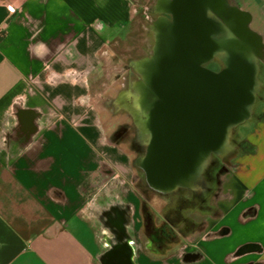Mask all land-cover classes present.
I'll return each instance as SVG.
<instances>
[{"label": "crops", "instance_id": "obj_1", "mask_svg": "<svg viewBox=\"0 0 264 264\" xmlns=\"http://www.w3.org/2000/svg\"><path fill=\"white\" fill-rule=\"evenodd\" d=\"M235 2L264 41V0ZM137 14L136 0H0V264H264V100L216 212L172 249L144 247L130 156L91 94Z\"/></svg>", "mask_w": 264, "mask_h": 264}, {"label": "flooded vegetation", "instance_id": "obj_2", "mask_svg": "<svg viewBox=\"0 0 264 264\" xmlns=\"http://www.w3.org/2000/svg\"><path fill=\"white\" fill-rule=\"evenodd\" d=\"M166 1L155 0L153 11L160 23L152 26L155 35L162 36L167 40H165V47L166 61L168 62L163 72L158 73L151 70L152 63L156 59L154 49L150 56L146 55L137 60H130L129 64L125 65V68L129 70L125 78L128 81V86L120 89L115 98L107 101L108 105L116 109L128 111L132 117L131 122L116 125L108 137L117 146L129 145L134 156L133 163L144 175V178H141L139 173L134 172L131 177L133 185L137 190H143L147 197H151L153 192L169 201L165 205L166 211L160 221L157 219V215L149 209L147 198L141 202L145 217L144 231L149 238L147 246L159 253L163 252L170 242L177 240L179 232L175 228L176 225L180 226L181 230L188 228L185 227L184 222L193 226V230L202 226V223H196L193 218H186L183 214L184 209L191 203L192 208L200 205L203 200L201 197L206 194L211 193L217 197L222 177L233 163L232 160L227 161L224 156L213 153L203 166L199 167L195 160H189V163L185 164V157L178 150L179 146L176 151H172L171 146L174 142L180 144L185 139L184 110L179 100L176 101L178 104L173 100L175 87L172 76L180 75L176 84V92L181 95L184 90V79L179 72L184 71L185 61H192L191 65L194 70L197 67H203L214 72L221 71L224 64L221 59L203 58L200 60L197 51L199 43L193 40L191 44L186 45L185 41L181 40L184 27L178 24L176 29L174 28L173 15L164 5ZM163 29H166L165 34ZM174 31L177 35L176 38L173 36ZM167 33L171 34V39ZM200 61L204 62L200 65ZM175 66L177 72H174ZM151 80L153 84H158L159 89L152 88ZM145 95L147 96L146 100L144 99ZM160 142L169 149L163 154L156 152L157 144ZM233 146L240 145L237 143ZM159 164H161L160 168ZM186 166H189L187 176H185ZM120 183V178L113 179V184ZM185 192H190L191 195L186 196ZM114 210V215L110 214L109 218L116 217V220L119 217L121 221L123 211H119L116 207Z\"/></svg>", "mask_w": 264, "mask_h": 264}, {"label": "water", "instance_id": "obj_3", "mask_svg": "<svg viewBox=\"0 0 264 264\" xmlns=\"http://www.w3.org/2000/svg\"><path fill=\"white\" fill-rule=\"evenodd\" d=\"M164 5L173 15L174 28L178 24L184 27L181 40L186 45L193 40L199 43L200 60L221 59L224 64L221 71L214 72L203 67L194 70L192 61H185L184 71H178L184 79L181 95L176 92L180 75L172 76L173 100L176 104L179 100L182 105L185 121V139L180 144L174 142L172 151L179 146L185 164L195 160L199 167L213 153L229 161L238 153V148L231 145L235 128L253 116L261 84L259 62H264L263 37L251 27V13L238 6L235 0H167ZM168 36L170 38L171 34ZM173 36L177 37L175 31ZM165 40L162 36L157 38L152 72L162 73L168 62ZM203 62L200 61V65ZM173 69L177 72L176 66ZM150 84H153L152 80ZM156 85L151 86L159 89ZM166 150L169 149L164 143L157 144V154ZM187 168L189 166L185 168V176L188 175Z\"/></svg>", "mask_w": 264, "mask_h": 264}, {"label": "rangeland", "instance_id": "obj_4", "mask_svg": "<svg viewBox=\"0 0 264 264\" xmlns=\"http://www.w3.org/2000/svg\"><path fill=\"white\" fill-rule=\"evenodd\" d=\"M154 3L155 0H136L138 14L134 22L127 33L122 34L119 39L114 40L109 47L106 48L107 54L102 57L99 67L100 75H97V78H94L93 80L94 83L91 94L101 110L102 120L108 130V135L116 125L132 121V117L128 111L120 108L116 109L115 107L108 105L107 101L111 98H115L120 89L128 86V81L125 78L127 77V72L129 70L125 68V65L129 64L130 60H137L146 55L150 56L153 49L156 51L155 42L157 41L158 36L152 31V26L156 24L158 25L160 21L153 11ZM259 64L260 70L258 78L261 84L258 88L257 99L253 107V116L235 128L231 140V145H237V143L240 145L236 146L238 148V153L244 145V137L251 129L254 120L257 118L258 109L264 100V62L260 61ZM121 147L122 150L130 156V165L133 172L139 173L140 177L144 178L141 170L133 163L134 156L130 151L129 145L123 144ZM137 194L140 202L147 198L149 201V209L157 215V219L160 221L166 211L165 205L169 202L168 199L153 192L150 195L151 197H147L146 193L139 189L137 190ZM185 195L190 196L191 193L185 192ZM204 197H201L203 200L200 202V205H196L195 208L191 207L192 203L186 205L183 212L186 218H193L196 223H202V226L206 222V218L216 212V206L214 204L215 197L211 195V193L206 194V196L204 195ZM139 216L140 219L145 218L142 207ZM184 225L188 228L181 230L180 226H175L177 232H179V236L176 241L170 242L168 249H172L182 244L180 238L181 234H188L193 231V226L187 225L185 222ZM139 232L143 239L142 242L144 243V247H146V237L143 235L142 231Z\"/></svg>", "mask_w": 264, "mask_h": 264}, {"label": "built area", "instance_id": "obj_5", "mask_svg": "<svg viewBox=\"0 0 264 264\" xmlns=\"http://www.w3.org/2000/svg\"><path fill=\"white\" fill-rule=\"evenodd\" d=\"M8 9L10 12H14L16 7L13 4H8Z\"/></svg>", "mask_w": 264, "mask_h": 264}, {"label": "bare ground", "instance_id": "obj_6", "mask_svg": "<svg viewBox=\"0 0 264 264\" xmlns=\"http://www.w3.org/2000/svg\"><path fill=\"white\" fill-rule=\"evenodd\" d=\"M183 162H184V161H183ZM179 163H180V162H179ZM171 171H172V170H171ZM156 172H157V171H156ZM171 173H172V172H171ZM155 174H156V173H155ZM169 174H170V173H169ZM155 176H157V175H155ZM170 177H171V175H170ZM170 177H169V178H170ZM166 178L168 179V177H166ZM166 178H165V179H166ZM167 179H166V180H167ZM161 180H162V179H161Z\"/></svg>", "mask_w": 264, "mask_h": 264}]
</instances>
